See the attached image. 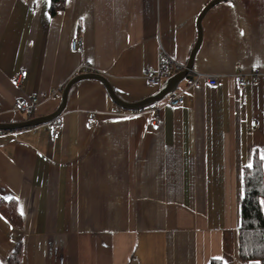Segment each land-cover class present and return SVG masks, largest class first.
<instances>
[{
  "label": "crops",
  "instance_id": "crops-1",
  "mask_svg": "<svg viewBox=\"0 0 264 264\" xmlns=\"http://www.w3.org/2000/svg\"><path fill=\"white\" fill-rule=\"evenodd\" d=\"M212 1L64 0L52 14L50 0H0V123L51 115L84 73L126 103L149 98L143 71L159 65L160 45L188 64ZM201 26L192 72L218 86L199 82L157 120L83 80L57 140L50 124L0 132V264L18 243L22 264H242L244 172L257 157L264 173V0L222 2ZM255 70L243 96L236 75ZM42 93L34 110H14Z\"/></svg>",
  "mask_w": 264,
  "mask_h": 264
},
{
  "label": "built area",
  "instance_id": "built-area-1",
  "mask_svg": "<svg viewBox=\"0 0 264 264\" xmlns=\"http://www.w3.org/2000/svg\"><path fill=\"white\" fill-rule=\"evenodd\" d=\"M71 48L74 52L80 51L82 49V44L79 40H73L71 42ZM186 66L176 62L171 56L166 52L164 47L160 45L159 47V65L156 68H146L143 71V77L146 81V84L149 88L159 91L164 84L172 77L177 75L178 73L185 70ZM27 72H22V74L15 79V82L18 86H21L22 79L25 78ZM260 76V72L255 70L253 73L249 75L250 80L247 79L245 74H237L236 75V83L243 94L246 96V92L250 83H254ZM206 80L210 87L217 88L218 86V76L216 75H208L202 73H193L190 71L189 76L182 81L177 89L168 97L164 98L160 102L151 105L149 108L150 112L155 116L156 120L158 119L157 113L163 108L170 107H179L182 103L183 96L186 91L194 86H196L199 82ZM47 94H35L29 98H19L15 101L14 110L16 112H30L34 110L42 101L47 98ZM96 121V114H91L89 118V124H94ZM65 124V115L61 114L56 117L50 123L51 130V139L57 140L61 136V132L63 130ZM257 122L253 121L252 126L256 127Z\"/></svg>",
  "mask_w": 264,
  "mask_h": 264
},
{
  "label": "trees",
  "instance_id": "trees-1",
  "mask_svg": "<svg viewBox=\"0 0 264 264\" xmlns=\"http://www.w3.org/2000/svg\"><path fill=\"white\" fill-rule=\"evenodd\" d=\"M51 13L64 3V0H50ZM140 112V111H139ZM241 226L239 229V255L242 264L258 261L264 264V173L261 161L254 157L253 167L244 172ZM23 245L18 243L10 257V264H22ZM209 264H224L221 260H211Z\"/></svg>",
  "mask_w": 264,
  "mask_h": 264
},
{
  "label": "water",
  "instance_id": "water-1",
  "mask_svg": "<svg viewBox=\"0 0 264 264\" xmlns=\"http://www.w3.org/2000/svg\"><path fill=\"white\" fill-rule=\"evenodd\" d=\"M227 1H229V0H213L204 9V11L200 15V17L198 19V23H197L198 40H197L195 48L192 52L191 58H190L188 64L186 65L185 70L178 73L174 77L170 78L159 91H157L154 95L150 96L149 98H146V99H144L140 102H137V103H126V102L120 100V98L114 92L111 84L109 83V81L104 76H102L100 74H96V73H84V74H80V75L75 76L66 84V86L62 92L61 105L59 106V108L54 113H52L49 116L43 117V118L32 119V120H28V121L20 122V123H9V124H1L0 123V132H14V131L36 128V127H39L42 125L50 124L51 121H53L56 117H58L59 115L64 113V111L66 109V105H67V101H68V95H69L70 90L72 89V87L75 84H77L83 80H96V81H99L100 83H102L104 85V87L106 88L112 102H114L119 108H121L122 110H125L127 112L143 111V110L149 108L151 105H154V104L160 102L164 98L171 95L177 89L178 85L189 76L190 71L193 70L194 59H195L196 53L198 52L200 45L202 43L203 34H202L201 23H202L203 18L206 15V13L211 8L215 7L216 5H218L222 2H227Z\"/></svg>",
  "mask_w": 264,
  "mask_h": 264
},
{
  "label": "snow or ice",
  "instance_id": "snow-or-ice-1",
  "mask_svg": "<svg viewBox=\"0 0 264 264\" xmlns=\"http://www.w3.org/2000/svg\"><path fill=\"white\" fill-rule=\"evenodd\" d=\"M260 159H261V160H264V152H262V153L260 154ZM246 167H247V168H251V167H253V165H252L251 163H249ZM5 199H9V200H10V199H12V197H10V196H6ZM260 207H261L262 209H264V200H261V201H260ZM21 214H23L22 210H21ZM217 259H219V258H217ZM257 264H258V262H257Z\"/></svg>",
  "mask_w": 264,
  "mask_h": 264
},
{
  "label": "rangeland",
  "instance_id": "rangeland-1",
  "mask_svg": "<svg viewBox=\"0 0 264 264\" xmlns=\"http://www.w3.org/2000/svg\"><path fill=\"white\" fill-rule=\"evenodd\" d=\"M157 92V90L154 91V93Z\"/></svg>",
  "mask_w": 264,
  "mask_h": 264
}]
</instances>
